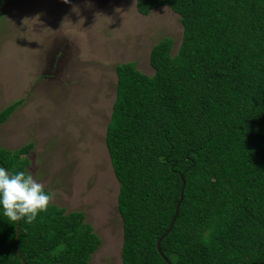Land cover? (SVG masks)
I'll return each mask as SVG.
<instances>
[{"label":"trees","instance_id":"1","mask_svg":"<svg viewBox=\"0 0 264 264\" xmlns=\"http://www.w3.org/2000/svg\"><path fill=\"white\" fill-rule=\"evenodd\" d=\"M136 6L145 16L170 6L184 33L176 53L172 37L152 47L153 74L136 61L116 65L106 144L120 183L123 264H264V0ZM33 147L0 146V166L28 172ZM100 245L84 211L51 201L31 223L0 215V264H92Z\"/></svg>","mask_w":264,"mask_h":264},{"label":"rangeland","instance_id":"2","mask_svg":"<svg viewBox=\"0 0 264 264\" xmlns=\"http://www.w3.org/2000/svg\"><path fill=\"white\" fill-rule=\"evenodd\" d=\"M137 0H5L0 18V146L29 142L30 174L67 212L84 211L101 245L92 264H123L120 183L106 144L116 65L155 72L152 47H180L184 26L170 6L142 15Z\"/></svg>","mask_w":264,"mask_h":264},{"label":"clouds","instance_id":"3","mask_svg":"<svg viewBox=\"0 0 264 264\" xmlns=\"http://www.w3.org/2000/svg\"><path fill=\"white\" fill-rule=\"evenodd\" d=\"M51 199L52 194L32 174L0 166V215L9 221L33 222Z\"/></svg>","mask_w":264,"mask_h":264},{"label":"water","instance_id":"4","mask_svg":"<svg viewBox=\"0 0 264 264\" xmlns=\"http://www.w3.org/2000/svg\"><path fill=\"white\" fill-rule=\"evenodd\" d=\"M185 186H186V183H185V181H184V185H183V188H182V195H181V198H180V200L178 201V203H177V206H176V213H175V216H174V218H173V220H172V224H171V226H170V228L166 231V233L159 239V241H158V248H159V250L161 251V241L164 239V237H166L167 236V234L171 231V229H172V227L174 226V223H175V221H176V218H177V216H178V214H179V209H180V206H181V204H182V201H183V192H184V188H185ZM19 236H20V232H19V228H18V230H17V237H16V244H17V247H18V241H19ZM18 251H19V253L21 254V252H20V250L18 249ZM24 260V259H23ZM168 260V259H167ZM25 262V261H24Z\"/></svg>","mask_w":264,"mask_h":264}]
</instances>
